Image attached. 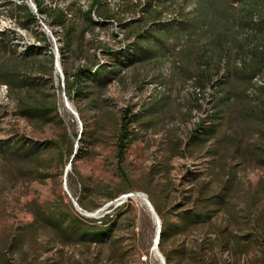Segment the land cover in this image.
<instances>
[{"label": "rangeland", "instance_id": "374dc122", "mask_svg": "<svg viewBox=\"0 0 264 264\" xmlns=\"http://www.w3.org/2000/svg\"><path fill=\"white\" fill-rule=\"evenodd\" d=\"M31 1L35 7V2H39L45 10L65 11L72 15L73 21L62 27L56 14L41 16L37 12L51 31L52 39L39 21L35 23L29 19L22 9V0H3L0 3V37L8 39L19 55L31 50L41 53L35 59L42 61L46 75L41 76L43 73L39 74V70L34 80L46 86L45 98L50 96L51 100V95L56 96L63 122L44 125L19 117L15 96L1 84L0 141L19 138L42 144L64 138L65 155L69 154L71 145L73 155L63 161L64 165L52 154L48 156L51 165L44 167L50 175L46 180L35 178L18 164L12 165L0 156V253L13 243L11 240L20 229V232L26 231L24 240L13 243L8 251L18 264H163L152 252L163 218L156 213L160 226L156 224L147 203L138 198L139 195L154 208L149 193L158 194L164 217L176 221L174 207L188 206L190 193L193 191V198H196L203 187V192L209 196L227 191L225 206L208 225L174 234L163 247L159 242L158 250L165 264H264V240L260 230L261 221H264V193L257 194L259 188L264 190V166L239 155L233 140L243 131L244 144L264 145L258 126H254L261 121L254 115L240 114L237 109L216 138L206 144L194 143L187 151L185 145L195 125L211 114L213 101L211 92H207L205 98L199 97L201 93L175 72L169 60L130 67L120 82L104 92L102 98L109 102L108 107L92 106L82 99L69 100L65 96L68 80L65 72L71 77L77 68L86 65L81 59L83 52L92 61L109 64V54L102 53V49L116 53L124 49L125 35L137 25L134 21L141 15L138 8L145 0H106L110 14L119 18L86 32L82 46L76 34L67 35V29L77 22L76 31H81L84 21L79 19L78 12L86 11L90 0ZM175 1L174 7L168 6L169 13L182 0ZM163 4L157 0L155 6L161 8ZM118 5L121 14H118ZM27 6L35 15L32 5L27 3ZM126 23L130 27L124 32L121 25ZM66 36L71 47L66 45ZM51 65L54 67L52 74ZM257 84L258 87L248 94L247 107H252L253 99L264 100V80H258ZM126 108L141 110L140 121L148 126L133 127L132 135L136 138L125 155L123 167L129 179L127 186L132 189L106 202V193L124 187L117 170L116 134L119 113ZM256 113L259 115V111ZM85 123L89 133L78 143L74 135L85 130ZM249 126L254 128L248 130ZM262 129L264 131V125ZM222 136L225 138L221 139ZM77 148L82 149L83 158L71 165ZM125 195L128 199L118 202ZM62 199L72 205L77 217L87 222L100 224L110 214L111 242L103 246L67 245L49 229L41 228L36 234L35 230L27 228L34 223L38 229L40 223L36 216L40 207L62 205ZM77 201H83L92 210L82 209ZM236 240L245 246L235 248Z\"/></svg>", "mask_w": 264, "mask_h": 264}, {"label": "trees", "instance_id": "16d2710c", "mask_svg": "<svg viewBox=\"0 0 264 264\" xmlns=\"http://www.w3.org/2000/svg\"><path fill=\"white\" fill-rule=\"evenodd\" d=\"M156 1L145 0L139 6L141 15L134 21L137 25L129 29L125 35L124 49L121 52L102 49V53L109 54V64L92 61L86 52L81 54V59L85 60L86 65L77 68L71 77L65 72L68 79L65 85V96L71 101L82 99L92 106L108 107L109 102L102 98L104 92L115 82H120L123 74L130 67L136 64L146 65L156 60H169L175 72L189 80L196 91L201 93L199 97L205 98L207 92H211L213 101V111L205 118L208 121L201 119L195 125L189 137V143L185 145L187 151L194 143L206 144L216 138L225 121H229V116L233 112L236 113L237 109L240 114L254 115L258 121H261L254 126H258L256 127L259 130L258 133L264 139L262 129L264 100L253 99L252 107H247L250 101L248 94L258 87V80H264V0H182L172 13L168 12V6L174 7L177 1L158 0L164 2L161 8L155 6ZM22 2V9L26 11L29 19L39 23L25 0ZM35 4L41 16L56 14L58 23L62 27L68 21H73L70 19L73 18L72 15L65 11L56 8L45 10L39 2ZM109 7L103 0H90L88 9L78 12L79 19L84 21L81 31H76L79 24L76 22L67 29V35L70 34L73 37L76 34L82 46L86 32L94 31L96 27L109 22H116L119 18L114 13L110 14ZM119 8L120 5H118V12ZM129 27L128 23L121 25L124 32ZM70 43L66 36L67 47H71ZM40 54L38 51L36 53L31 50L19 55L8 39L0 37V85H4L15 96L16 112L19 117L44 125L54 122L62 124L56 96L51 95V100L50 96L45 98L43 90L46 86L34 80L39 70V74L43 73L41 76L46 75L42 61L35 59ZM53 70L54 67L51 65L50 74ZM239 106L243 108H238ZM255 111H259V115ZM141 112V110L136 112L132 108H126L119 113L116 158L117 170L124 182V187L106 193L104 197L106 202L114 201L121 194H126L132 189L127 186L129 179L124 171L123 163L128 146L136 138L132 135L133 127L148 126L141 123ZM84 127V131L74 135V139H79L78 143L89 133L87 123ZM251 128L254 127L249 126L248 130ZM64 136H67L66 133ZM224 138L225 136H222L221 139ZM244 139L243 131H240L239 135L233 139L236 141V152L257 160L264 166V145L244 144ZM63 146L64 138L47 140L42 144L17 138L6 142L0 141V156L12 165L18 164L35 178L46 180L50 175L46 173L48 168L45 170L44 167L51 165V158L48 156L52 154L64 165L63 161L73 155L72 145L68 155H65ZM81 158H83L82 149L77 148L71 165L76 159ZM261 188L258 189L260 193L256 191L257 194L264 193ZM203 190V187L200 188L196 198H193V191L190 193L186 202L188 206L174 207L173 215L176 221L164 217L159 195L155 193V198L149 193L156 213L163 218L160 246L163 247L174 234H183L191 228L208 225L217 212L225 206L227 191L209 196ZM256 193L254 192V197ZM61 202L62 205L51 208L40 207L36 216L40 223L38 229H35L37 226L34 223L27 228L35 230L36 234L41 228L49 229L67 245L103 246L111 242L113 223L110 214L106 215L100 224L95 221L87 222L74 214L70 203H64L63 199ZM76 203L86 211L92 210L83 201ZM260 227L264 240V221H261ZM25 232H20L19 229L11 241L22 242ZM224 234L231 235L230 232ZM13 243L6 251L0 253V264H18L13 254H8ZM243 246L245 245L242 242L235 241V248L241 249ZM166 259L170 263L168 256Z\"/></svg>", "mask_w": 264, "mask_h": 264}, {"label": "bare ground", "instance_id": "6f19581e", "mask_svg": "<svg viewBox=\"0 0 264 264\" xmlns=\"http://www.w3.org/2000/svg\"><path fill=\"white\" fill-rule=\"evenodd\" d=\"M0 1H3V0H0ZM105 1L106 0H103V2L105 3ZM26 3H30V5H32V10H34V13H35V15H36V17H37V19H38V21L40 22V24L44 27V29L46 30V32H48V35L50 36V38H52L53 39V36H52V33H51V31L48 29V27L45 25V23H44V21L40 18V16L37 14V10H36V7L33 5V3H32V1L31 0H26ZM110 3V2H109ZM138 198H140L143 202H145L146 203V198L142 195H139V197ZM154 220H155V222H156V224H157V220H156V218H154ZM155 239H156V237H155ZM154 247H153V250H152V252H153V255L158 259V260H160L161 261V255H160V253H159V250H158V248L156 247V244H155V242H154V245H153Z\"/></svg>", "mask_w": 264, "mask_h": 264}, {"label": "water", "instance_id": "95a60500", "mask_svg": "<svg viewBox=\"0 0 264 264\" xmlns=\"http://www.w3.org/2000/svg\"><path fill=\"white\" fill-rule=\"evenodd\" d=\"M57 66H59V65L57 64ZM73 113H74V112H73ZM74 114H75V113H74ZM146 203H147V205H148L150 211L152 212L153 217L156 218V220H157V224L160 226V222H159V220H158V216H157V214H156L154 208L151 206V204H150L149 202H147V200H146ZM159 242H160V230H159V232L157 233V236H156V239H155V244H156V247H157V248H158ZM161 261H162L163 264H165L164 259L161 258Z\"/></svg>", "mask_w": 264, "mask_h": 264}, {"label": "built area", "instance_id": "2783aa9c", "mask_svg": "<svg viewBox=\"0 0 264 264\" xmlns=\"http://www.w3.org/2000/svg\"><path fill=\"white\" fill-rule=\"evenodd\" d=\"M97 20V19H96ZM73 201H74V199L73 198H71ZM128 199V196H122V197H120L119 199H118V202H120V201H125V200H127Z\"/></svg>", "mask_w": 264, "mask_h": 264}]
</instances>
